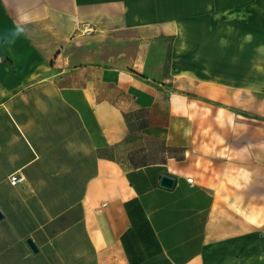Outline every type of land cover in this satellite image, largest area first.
Here are the masks:
<instances>
[{
    "label": "crops",
    "instance_id": "obj_1",
    "mask_svg": "<svg viewBox=\"0 0 264 264\" xmlns=\"http://www.w3.org/2000/svg\"><path fill=\"white\" fill-rule=\"evenodd\" d=\"M0 208V264H264V0H0Z\"/></svg>",
    "mask_w": 264,
    "mask_h": 264
},
{
    "label": "water",
    "instance_id": "obj_2",
    "mask_svg": "<svg viewBox=\"0 0 264 264\" xmlns=\"http://www.w3.org/2000/svg\"><path fill=\"white\" fill-rule=\"evenodd\" d=\"M176 183V177L169 174V173H164L161 175V180H160V184L164 185L165 187L168 188H172ZM4 214L0 208V219L3 218ZM28 243L30 244V246L34 249L37 250L38 247L36 245V243L33 241V239L31 237H29L27 239Z\"/></svg>",
    "mask_w": 264,
    "mask_h": 264
},
{
    "label": "rangeland",
    "instance_id": "obj_3",
    "mask_svg": "<svg viewBox=\"0 0 264 264\" xmlns=\"http://www.w3.org/2000/svg\"><path fill=\"white\" fill-rule=\"evenodd\" d=\"M205 102H206L205 104H209V103H207L208 102L207 100ZM241 184L242 183H240L239 181L231 182L232 188L234 190H239L240 191ZM254 189H255L254 192H256L257 191L256 188H254ZM235 196H238V195H235ZM234 205H236V204H234ZM259 221H260L259 224L256 221L257 224H250V226L254 227L255 230H257V232H264V219L263 220L260 219Z\"/></svg>",
    "mask_w": 264,
    "mask_h": 264
},
{
    "label": "built area",
    "instance_id": "obj_4",
    "mask_svg": "<svg viewBox=\"0 0 264 264\" xmlns=\"http://www.w3.org/2000/svg\"><path fill=\"white\" fill-rule=\"evenodd\" d=\"M23 179H24L23 175L19 174V173L14 174V175L11 176V181L13 183H17L18 181H21ZM188 181L193 182V177H188Z\"/></svg>",
    "mask_w": 264,
    "mask_h": 264
}]
</instances>
